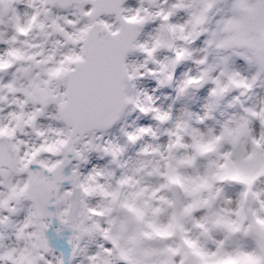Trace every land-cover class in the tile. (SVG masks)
<instances>
[{
  "label": "clouds",
  "instance_id": "9594fccd",
  "mask_svg": "<svg viewBox=\"0 0 264 264\" xmlns=\"http://www.w3.org/2000/svg\"><path fill=\"white\" fill-rule=\"evenodd\" d=\"M0 264H264V0H0Z\"/></svg>",
  "mask_w": 264,
  "mask_h": 264
},
{
  "label": "snow or ice",
  "instance_id": "6c2138e0",
  "mask_svg": "<svg viewBox=\"0 0 264 264\" xmlns=\"http://www.w3.org/2000/svg\"><path fill=\"white\" fill-rule=\"evenodd\" d=\"M108 59V45L101 42L90 50L88 63L72 75L69 83L70 118L78 119L86 110L106 103Z\"/></svg>",
  "mask_w": 264,
  "mask_h": 264
},
{
  "label": "rangeland",
  "instance_id": "374dc122",
  "mask_svg": "<svg viewBox=\"0 0 264 264\" xmlns=\"http://www.w3.org/2000/svg\"><path fill=\"white\" fill-rule=\"evenodd\" d=\"M238 63H243V61H238ZM145 119H147V118L141 119V120L139 121V123H140L141 125H147L149 122L144 123V121H148V119H147V120H145Z\"/></svg>",
  "mask_w": 264,
  "mask_h": 264
}]
</instances>
